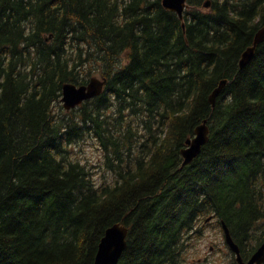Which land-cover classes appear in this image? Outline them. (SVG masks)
<instances>
[{"label": "trees", "instance_id": "obj_1", "mask_svg": "<svg viewBox=\"0 0 264 264\" xmlns=\"http://www.w3.org/2000/svg\"><path fill=\"white\" fill-rule=\"evenodd\" d=\"M207 1L0 0V264H93L117 222L119 264H182L211 215L243 256L264 243V42L240 67L264 0ZM92 76L103 93L65 109ZM88 139L112 179L74 155Z\"/></svg>", "mask_w": 264, "mask_h": 264}, {"label": "water", "instance_id": "obj_2", "mask_svg": "<svg viewBox=\"0 0 264 264\" xmlns=\"http://www.w3.org/2000/svg\"><path fill=\"white\" fill-rule=\"evenodd\" d=\"M163 6L171 11L176 12L181 19L184 18V12L188 7V0H162ZM204 6L209 8L211 1L205 2ZM185 27V24H183ZM53 37L51 34L47 37L50 40ZM264 42V26H262L255 34L253 44L248 46L243 52L240 59V67L243 68L254 57L257 47ZM107 78H100L93 76L86 84L77 85L67 82L63 85L61 101L67 110H71L81 105L86 100L92 99L103 93ZM228 80L224 79L219 86L212 92L210 101L213 108L216 106L217 98L223 91ZM210 127L207 124V119L202 124L197 126L195 136L188 138L186 147L181 150L184 158L183 166L191 164L196 159L203 146L209 141ZM209 218L208 220H210ZM225 230L226 241L230 247L238 254V261L240 264H264V243L257 249L249 261H244L240 247L235 242L228 225L223 222ZM129 228L121 222H117L105 231V234L100 240L93 264H119L124 251L128 247Z\"/></svg>", "mask_w": 264, "mask_h": 264}, {"label": "rangeland", "instance_id": "obj_3", "mask_svg": "<svg viewBox=\"0 0 264 264\" xmlns=\"http://www.w3.org/2000/svg\"><path fill=\"white\" fill-rule=\"evenodd\" d=\"M97 77L102 78V76ZM61 104L63 105V103ZM72 150L76 157H79L90 166L97 181L112 179V175L105 172L102 167L101 150L98 148L96 141L88 139L81 145L75 146ZM200 228L202 229L201 234L191 240L189 249L182 257V264H201L199 260L205 257H209L210 260L217 259L215 264H219L222 258H226L227 262H229V250L218 223L215 221L209 224L204 223ZM212 246L215 249L211 250Z\"/></svg>", "mask_w": 264, "mask_h": 264}, {"label": "flooded vegetation", "instance_id": "obj_4", "mask_svg": "<svg viewBox=\"0 0 264 264\" xmlns=\"http://www.w3.org/2000/svg\"><path fill=\"white\" fill-rule=\"evenodd\" d=\"M212 219V220H211ZM210 220H205L204 222H203V224L205 223V224H209V223H212L213 221H215L216 223H218V225H219V227H220V229L222 230V232H223V236H224V239H225V244L227 245V247H228V250H229V257H228V259L230 260L229 262H227V260H226V258H222V259H220V263L219 264H240L239 263V261H238V254L230 247V245L227 243V241H226V238H225V230H224V227H223V224H222V222H219V220L217 219V218H215L214 216L211 218ZM235 240V239H234ZM237 243V242H236ZM238 245H239V247H240V253H241V255H242V246L239 244V243H237ZM212 249H215V247H211V250ZM256 251V250H255ZM255 251L253 252V253H251V255H249L248 257H245V256H243L242 255V257H243V259H244V261H249L251 258H252V256H253V254L255 253ZM216 260L217 259H215V260H210L209 259V257H205L204 259H200L199 260V262L201 263V264H215V262H216Z\"/></svg>", "mask_w": 264, "mask_h": 264}]
</instances>
